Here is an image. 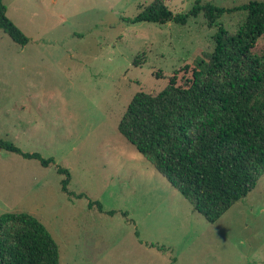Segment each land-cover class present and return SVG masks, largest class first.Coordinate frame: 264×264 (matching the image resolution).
Returning a JSON list of instances; mask_svg holds the SVG:
<instances>
[{
    "label": "rangeland",
    "instance_id": "obj_1",
    "mask_svg": "<svg viewBox=\"0 0 264 264\" xmlns=\"http://www.w3.org/2000/svg\"><path fill=\"white\" fill-rule=\"evenodd\" d=\"M150 1L2 0L29 39L0 29V138L54 157L87 197L62 191L56 166L0 149V214L37 217L59 264H264V172L211 223L117 129L136 91L189 85L217 28L235 31L244 12L213 25L202 13L184 25L131 22ZM164 1L186 12L195 0Z\"/></svg>",
    "mask_w": 264,
    "mask_h": 264
},
{
    "label": "trees",
    "instance_id": "obj_2",
    "mask_svg": "<svg viewBox=\"0 0 264 264\" xmlns=\"http://www.w3.org/2000/svg\"><path fill=\"white\" fill-rule=\"evenodd\" d=\"M232 10L243 11V21L233 32L217 28L213 50L194 60L191 83L170 82L156 93L136 91L117 125L126 141L211 223L264 172V0L231 7L195 0L186 12H172L164 0H152L131 19L184 25L202 13L213 25ZM0 29L19 45L28 42L7 17L2 0ZM0 149L36 159L43 167L56 166L63 175L62 191L87 197L68 188L69 169L54 157L24 151L1 138ZM93 204L102 208L99 201L89 200ZM0 264H59L58 245L34 215L5 211L0 214Z\"/></svg>",
    "mask_w": 264,
    "mask_h": 264
}]
</instances>
